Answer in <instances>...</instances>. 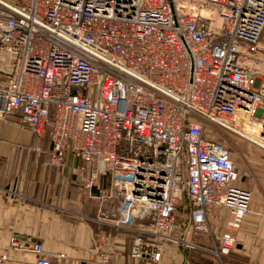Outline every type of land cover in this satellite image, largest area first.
Returning <instances> with one entry per match:
<instances>
[{"label": "built area", "instance_id": "obj_1", "mask_svg": "<svg viewBox=\"0 0 264 264\" xmlns=\"http://www.w3.org/2000/svg\"><path fill=\"white\" fill-rule=\"evenodd\" d=\"M263 56L264 0H0V122L47 139L50 167L68 152L83 161L81 190L117 203L114 226L137 233L135 261L190 244L174 237L181 212L187 231L213 237L208 218L226 209L210 251L221 261L253 197L208 123L239 133L242 115L264 143ZM26 249L12 237L0 264ZM30 251L35 264L67 261L40 242ZM100 259L111 264L108 250Z\"/></svg>", "mask_w": 264, "mask_h": 264}, {"label": "crops", "instance_id": "obj_2", "mask_svg": "<svg viewBox=\"0 0 264 264\" xmlns=\"http://www.w3.org/2000/svg\"><path fill=\"white\" fill-rule=\"evenodd\" d=\"M37 147L44 154L36 152ZM50 151L47 139L38 140L13 122H0V251L8 247L12 237L27 248L12 253L8 264H35L37 257L30 251L34 242L42 243L49 252L64 253L66 264H100L102 250L109 251L111 264H216L209 257L210 261H203L202 255L224 232L226 209L216 208L208 218L213 237L184 234L178 228L176 235L193 247L164 244L159 263L147 258L135 261L131 248L137 233L114 226L117 203L92 199L81 190L77 169L83 161L71 152L61 166H48L46 156ZM105 180L93 193L105 188ZM252 210L253 216L246 219L238 234L237 247L222 257V264H264L263 197ZM106 236L111 243L101 247L97 240Z\"/></svg>", "mask_w": 264, "mask_h": 264}, {"label": "rangeland", "instance_id": "obj_3", "mask_svg": "<svg viewBox=\"0 0 264 264\" xmlns=\"http://www.w3.org/2000/svg\"><path fill=\"white\" fill-rule=\"evenodd\" d=\"M262 61H263L262 72L264 73V56L262 57ZM3 81L7 82L8 80L3 79ZM243 128L245 129L243 130ZM248 128H249L248 126L243 125L242 129L239 130V133H233L229 130L221 128L220 126L216 124L208 123V132L206 136L208 138H212V139L222 142L227 147V149L231 152L232 159L235 161L236 168H237L239 178H240L239 185L252 192V197H253L252 206H253V204L258 199L261 200V197L264 198V193H263L264 192V149H262L261 147L256 145L254 142H252L253 140L251 141L249 137V134H250L252 137L258 140L259 131L257 129L255 130V129H248ZM104 182L106 183L105 188H109V180L106 179ZM186 204L187 203L184 199V202L182 205L186 206ZM252 214H253V210H252ZM252 214L249 217H252L253 216ZM180 215H181V218H180L179 228L181 229V232L182 233H193L190 230L189 231L186 230L188 226V220L186 219L187 216L183 212H181ZM249 217H247L246 219H248ZM241 229L239 230V232L241 231ZM239 232L237 233V237H238ZM174 237H178L176 235V232L174 233ZM238 242H239V239H238ZM168 244H173V243H168ZM180 245H184V244H180ZM188 246L189 248L191 247L190 244ZM212 250H213V246L211 247V249L210 248L207 249L206 254L204 253L202 255L203 257L202 260L207 259L206 261H208L209 259H212L213 261L216 260V264H222V261L218 260L210 252Z\"/></svg>", "mask_w": 264, "mask_h": 264}, {"label": "bare ground", "instance_id": "obj_4", "mask_svg": "<svg viewBox=\"0 0 264 264\" xmlns=\"http://www.w3.org/2000/svg\"><path fill=\"white\" fill-rule=\"evenodd\" d=\"M238 126L240 127V128H242L243 127V125L244 126H247V121L245 120V118L241 115L239 118H238ZM249 127V126H248ZM248 129H255L256 130V128H248ZM244 134V133H243ZM249 137H250V139H252L253 141H256L255 140V138L254 137H252L250 134H249ZM248 138V137H247ZM258 140L260 141L261 140V138H260V133H259V135H258ZM264 144V143H263Z\"/></svg>", "mask_w": 264, "mask_h": 264}]
</instances>
